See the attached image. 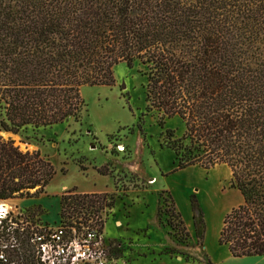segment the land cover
<instances>
[{
    "label": "trees",
    "instance_id": "obj_1",
    "mask_svg": "<svg viewBox=\"0 0 264 264\" xmlns=\"http://www.w3.org/2000/svg\"><path fill=\"white\" fill-rule=\"evenodd\" d=\"M119 63L145 68L159 123L182 120V136L167 143L174 171L230 169L241 202L217 243L232 257L264 256V0H0V131L77 119L80 88L112 86ZM54 173L39 151L0 137V199L36 198ZM93 197L61 196L69 226H92ZM190 206L196 228L193 194Z\"/></svg>",
    "mask_w": 264,
    "mask_h": 264
},
{
    "label": "rangeland",
    "instance_id": "obj_2",
    "mask_svg": "<svg viewBox=\"0 0 264 264\" xmlns=\"http://www.w3.org/2000/svg\"><path fill=\"white\" fill-rule=\"evenodd\" d=\"M144 70L119 63L113 68L112 86L81 87L83 108L77 119L28 126L16 134L0 131V137L11 140L21 152L39 151L55 171L38 197L6 200L12 211L35 212L31 220L22 215L21 226L41 228L74 221V216L68 217L70 209L62 207L61 196L67 190L99 194L92 198L91 224L101 227L117 264H219L208 251L214 255L219 248L218 229L240 200L239 192L230 188L231 172L225 164L209 170L194 165L174 171V152L167 143L182 136L184 124L177 116L161 124L158 114L147 109ZM167 130L174 132L169 140ZM170 183L177 189L176 200L167 189ZM190 194L202 211L196 228ZM226 200L232 204L227 206ZM177 212L180 217L172 218ZM255 260L264 263V258Z\"/></svg>",
    "mask_w": 264,
    "mask_h": 264
},
{
    "label": "built area",
    "instance_id": "obj_3",
    "mask_svg": "<svg viewBox=\"0 0 264 264\" xmlns=\"http://www.w3.org/2000/svg\"><path fill=\"white\" fill-rule=\"evenodd\" d=\"M22 215L31 220L35 212L12 211L0 199V264H117L100 226L23 227Z\"/></svg>",
    "mask_w": 264,
    "mask_h": 264
},
{
    "label": "crops",
    "instance_id": "obj_4",
    "mask_svg": "<svg viewBox=\"0 0 264 264\" xmlns=\"http://www.w3.org/2000/svg\"><path fill=\"white\" fill-rule=\"evenodd\" d=\"M167 189L170 191L171 195L173 196V199L176 200L175 194L177 193V189L175 188V185L170 183V185H167ZM186 194L189 195V191L187 189H186ZM240 202H241V197H240V200L237 202L236 205H238ZM218 232H219V229H218ZM207 234H208V230H207V228H205L204 246H205V249L208 251V249H207ZM216 237H218V233H217ZM218 247L219 248L215 249V251H214V253L216 255L215 254L212 255V252L208 251L211 254V256L215 259V260H213L215 263H219V264H233V263H235V264H264V263H261L259 260H255V258H257V257H232L226 246H221L218 244ZM259 258L262 259V258H264V256L259 257Z\"/></svg>",
    "mask_w": 264,
    "mask_h": 264
},
{
    "label": "bare ground",
    "instance_id": "obj_5",
    "mask_svg": "<svg viewBox=\"0 0 264 264\" xmlns=\"http://www.w3.org/2000/svg\"><path fill=\"white\" fill-rule=\"evenodd\" d=\"M228 170H229V168H228ZM229 172H230V171H229ZM230 197H232L233 199H234V198H237V196H236L235 194L230 195ZM228 199H229V198H228ZM226 202H227V203H226L227 206H229V205L232 204V200H230V201H229V200H226ZM117 226H120V224L118 223Z\"/></svg>",
    "mask_w": 264,
    "mask_h": 264
}]
</instances>
